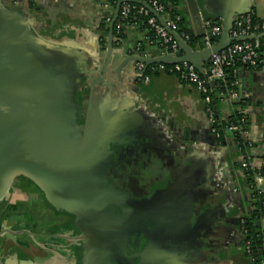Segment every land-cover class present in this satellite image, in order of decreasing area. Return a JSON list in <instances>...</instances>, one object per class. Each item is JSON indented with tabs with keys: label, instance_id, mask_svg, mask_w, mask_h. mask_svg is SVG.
Segmentation results:
<instances>
[{
	"label": "crops",
	"instance_id": "crops-1",
	"mask_svg": "<svg viewBox=\"0 0 264 264\" xmlns=\"http://www.w3.org/2000/svg\"><path fill=\"white\" fill-rule=\"evenodd\" d=\"M187 1L181 0L183 5L177 7L181 11L176 10L184 31L198 44L197 9L219 25L224 12L238 17L249 9L264 17V0H195L193 6ZM114 10L111 0H30L15 8L0 0V25L16 20L19 44H25L52 75L55 66L59 70L53 77L60 95L69 98L76 91L83 100L79 123L86 111L83 132L100 144L98 162L106 160L110 148L120 146L131 154L154 156L158 169L173 176L155 198L169 219L164 233L170 244L160 253V264H245L236 229L246 203L241 156L229 137L224 145L214 137L203 96L166 72L155 73L148 83L137 80L131 64L120 79L113 74L94 87L87 105ZM123 29L113 48L121 53L114 66L138 52L139 46L144 58L164 56L162 47L154 46L137 25ZM260 36L264 48V34ZM203 76H209L208 62ZM233 77L241 104L237 107L247 116L246 139L253 144L249 156L256 162L264 154V66L239 67ZM230 110L225 101L215 104L221 123L229 119ZM65 205L49 200V192L37 184L20 185L16 178L7 186L0 197V264H98L97 238L80 229L79 214Z\"/></svg>",
	"mask_w": 264,
	"mask_h": 264
},
{
	"label": "water",
	"instance_id": "water-1",
	"mask_svg": "<svg viewBox=\"0 0 264 264\" xmlns=\"http://www.w3.org/2000/svg\"><path fill=\"white\" fill-rule=\"evenodd\" d=\"M8 1L14 8L17 7ZM187 2L190 6L195 5V0ZM123 3L135 1L117 0L115 4L113 18L108 23L103 62L97 78L89 87L88 106L91 104L94 87L106 83L113 74L120 79L122 70L129 68L131 64L136 71L137 80H142V76L152 65L173 66L183 63L192 66L203 76L204 66L212 55L223 51L233 42L257 37L233 40L230 37V29L235 17L233 12H224L220 15L222 33L218 42L211 47H205L203 23L213 22L197 9L194 14L201 31L197 34L200 38V47L193 50L189 43L181 39L179 32L167 27L158 12L141 3L173 38L181 55L165 54L149 59L142 57L137 49L138 52L135 51L133 55L127 56L114 66L116 58L121 57V53L114 51L113 48L115 44L120 43V37L115 35L114 28L120 23L119 10ZM179 4L183 5L181 1ZM181 8L177 10L181 11ZM247 13L252 12L247 9L241 15ZM255 17L264 19L261 16ZM15 21L12 23L13 26ZM12 25H0V197L17 177L25 176L32 179L49 192V200L66 204L65 206L79 214V223L87 228L90 235L97 238L94 245L97 250V261L105 262L109 260L113 244L117 241L111 230L106 232V229H103L112 227L111 224L103 222L100 217L102 207L108 198L118 197L102 186V180L98 175L100 144H96V140L84 132L80 145L72 143L69 135L62 129L68 97L60 95L58 84L53 77L58 76L59 70L55 66L53 71L55 74L52 75L25 44H19V33L16 32V25L14 27ZM138 65L143 66L142 70H139ZM87 110L89 111V107ZM224 144L226 143L220 145ZM90 223L103 230L98 232Z\"/></svg>",
	"mask_w": 264,
	"mask_h": 264
},
{
	"label": "flooded vegetation",
	"instance_id": "flooded-vegetation-1",
	"mask_svg": "<svg viewBox=\"0 0 264 264\" xmlns=\"http://www.w3.org/2000/svg\"><path fill=\"white\" fill-rule=\"evenodd\" d=\"M236 149L238 155L241 156L239 144L236 145ZM110 151L106 160L100 161L98 164V175L101 177L102 186L105 189L111 190L113 195H120L123 199H116L112 196L102 207L100 220L111 224L113 227L103 229H106V232L111 230L117 242L113 244L109 260L98 264H160V253L166 250L164 247L167 244H170L164 233L169 219L164 216V209L159 208L160 204L155 198L158 195V190L161 189L160 186L170 183V178L173 176H169V173L163 169L159 170L152 159L154 158L152 155L145 154L143 156L136 152L131 154L128 149H121L120 146H114V149L110 148ZM240 159L242 165V158ZM242 170L245 176L243 180L244 189H247L245 191L246 203H244V210L236 220V229L241 239L242 258H244L245 264H248L249 259L244 250L243 238L246 235L244 230L247 232L245 229L247 218L252 217L249 212L250 207L256 203V199L255 194L248 190L253 179L247 176L244 169ZM234 191L238 194L237 189ZM169 194L170 192L167 194L168 199ZM192 210L196 211L195 209ZM243 219L242 229L240 222ZM71 223L72 219L68 225L70 226ZM93 224L90 223L92 227ZM73 225L75 231H78L77 226L74 223ZM78 226L88 233L87 228L83 227L81 223ZM103 229L97 228V231L100 232ZM186 235L185 237L189 239L184 240L190 246L192 237L189 232ZM202 244L204 245V242Z\"/></svg>",
	"mask_w": 264,
	"mask_h": 264
},
{
	"label": "built area",
	"instance_id": "built-area-1",
	"mask_svg": "<svg viewBox=\"0 0 264 264\" xmlns=\"http://www.w3.org/2000/svg\"><path fill=\"white\" fill-rule=\"evenodd\" d=\"M10 1L19 6L21 4H27L30 0ZM139 1H142L143 3L147 2V0ZM150 7L160 15H162L161 13L164 11V7L161 6L157 0H151ZM133 12L144 16L148 14V11L143 6L137 7L128 3H123L119 10L120 23L115 26L117 34L124 22ZM148 24L154 32L156 43L162 47V50L165 52L164 55L169 54L177 56L178 46L166 29L158 24L155 18H150ZM203 24L204 45L205 47H211L218 42L222 33V26L218 24H210L209 22H204ZM166 25L170 30L178 32L177 25L174 22L166 21ZM262 34H264V19L256 18L252 13L235 17L230 29V37L233 40L257 37L252 40L233 42L223 51L212 55L208 62L209 76H202L197 70L186 63L173 66L156 65L150 69L149 74H144L142 76V81L148 83L151 76L155 73L166 72L169 75L174 76L179 82L188 85L203 96L205 111L212 126V132L217 141H219V144L222 142L220 141L221 136L216 129L217 124L221 125L226 132L234 134L235 137L238 138V141H240V143L234 142V144H241L239 149L242 156L241 167L246 171L247 176L253 179V183L249 185L248 190L255 194V198L264 197V154L258 161L251 162L249 153L253 144L246 139V112L242 107L233 105L235 101H238L237 91L228 89L224 86V90L220 92L218 100L225 101L230 105V117L235 115L237 119H235L234 123L229 122V119L223 123L219 121L215 111V103L211 97V91L215 85L225 84V73L229 70H231L234 75L239 67L257 70L264 66V52H259L261 45L259 37ZM179 36L184 42L188 43L189 36L187 34L182 33L179 34ZM140 47L141 46L137 47V49L139 50ZM142 68L143 66L140 65L139 70H142ZM240 225L243 229L244 219L241 220ZM244 233H246L245 230ZM262 233L264 234V230ZM251 245V241H245L244 250L249 259L248 264H256L254 256H252ZM260 264H264V259L261 260Z\"/></svg>",
	"mask_w": 264,
	"mask_h": 264
},
{
	"label": "trees",
	"instance_id": "trees-1",
	"mask_svg": "<svg viewBox=\"0 0 264 264\" xmlns=\"http://www.w3.org/2000/svg\"><path fill=\"white\" fill-rule=\"evenodd\" d=\"M134 1L135 3H128V4H131L132 6H137V7L142 6L141 4L143 3L142 1H139V0H134ZM150 1L151 0H147V2H145L144 4L150 7ZM157 1L161 6L164 7V11L161 13L162 14L161 16L166 17L168 18L169 21L174 22L177 25V31L179 32V34H182V33L187 34L189 36L188 43L191 45L192 48H196L198 44V39H196L193 35L184 31L182 27L181 14L177 12L176 10L181 0H157ZM111 2L113 3V6H115L117 0H111ZM145 5L143 7L146 9ZM147 11H148V14L146 16L133 12L130 15V17L124 22L122 27L124 28V26L132 25V24L137 25L140 30L146 31L148 33L149 41L152 42L154 46H156L157 44H156V39L154 37L155 36L154 32L148 24V20L150 18H155V17L151 14L150 10H147ZM155 20L159 24L158 20L157 19ZM122 27L119 30L118 34L116 33V30L114 28L115 35H117L118 37L123 36L124 29ZM260 44L261 45L259 48V52L263 53L264 48H263V44L261 41H260ZM198 47H199V44H198ZM180 55H181V52L177 51V56H180ZM153 66L154 65L148 67V69L145 72V75L149 74L150 69ZM224 86H226L228 89H233L237 91L236 86H235V79L232 75L231 70L225 73V84L224 85H215L212 88L211 97L213 98V101L215 104L218 102L219 94L220 92L224 90ZM233 105L241 106V104L238 101H235ZM235 119H236L235 115L234 116L232 115L229 118V122L234 123ZM216 129L221 136L220 141L222 143L226 141L227 137H229V140L232 143L234 142L240 143V141H238V138H236L234 134L226 132L222 128L221 125L217 124ZM239 145L241 147V144ZM255 199H256V203L254 202L255 204L250 207L249 212H250V215H252V217L249 216L247 218L246 225H245V229L247 230V232H246L245 237L243 238L244 239L243 241L244 242L251 241L252 256H254L255 263L260 264L261 260L264 259V234L262 233L264 230V197H256Z\"/></svg>",
	"mask_w": 264,
	"mask_h": 264
},
{
	"label": "rangeland",
	"instance_id": "rangeland-1",
	"mask_svg": "<svg viewBox=\"0 0 264 264\" xmlns=\"http://www.w3.org/2000/svg\"><path fill=\"white\" fill-rule=\"evenodd\" d=\"M66 100L68 101V106L66 108V112H64L62 129L67 133V135H69L72 143L78 146L81 144L82 138H83V127H84V122H85V117H86V111H85V116L83 115L82 125H81L79 123L78 111H79L80 106L83 109V100L81 102L79 101L78 96L76 95V91L75 93H73V96L66 98ZM17 178H18V182L20 185L22 184L35 185L36 184L32 179H29L28 177H25V176L17 177Z\"/></svg>",
	"mask_w": 264,
	"mask_h": 264
}]
</instances>
